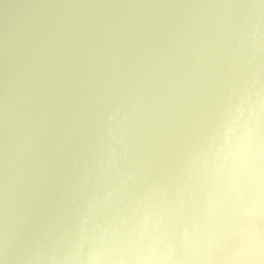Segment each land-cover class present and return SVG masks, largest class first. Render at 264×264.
I'll use <instances>...</instances> for the list:
<instances>
[{"label": "water", "instance_id": "obj_1", "mask_svg": "<svg viewBox=\"0 0 264 264\" xmlns=\"http://www.w3.org/2000/svg\"><path fill=\"white\" fill-rule=\"evenodd\" d=\"M264 0H0V264H258Z\"/></svg>", "mask_w": 264, "mask_h": 264}, {"label": "clouds", "instance_id": "obj_2", "mask_svg": "<svg viewBox=\"0 0 264 264\" xmlns=\"http://www.w3.org/2000/svg\"><path fill=\"white\" fill-rule=\"evenodd\" d=\"M257 260H258V264H264V257L258 256Z\"/></svg>", "mask_w": 264, "mask_h": 264}]
</instances>
